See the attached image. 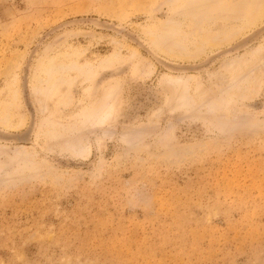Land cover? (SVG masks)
I'll list each match as a JSON object with an SVG mask.
<instances>
[{
    "label": "rangeland",
    "instance_id": "374dc122",
    "mask_svg": "<svg viewBox=\"0 0 264 264\" xmlns=\"http://www.w3.org/2000/svg\"><path fill=\"white\" fill-rule=\"evenodd\" d=\"M0 264H264V0H0Z\"/></svg>",
    "mask_w": 264,
    "mask_h": 264
},
{
    "label": "bare ground",
    "instance_id": "6f19581e",
    "mask_svg": "<svg viewBox=\"0 0 264 264\" xmlns=\"http://www.w3.org/2000/svg\"><path fill=\"white\" fill-rule=\"evenodd\" d=\"M48 67H49L48 69H50V67H51L50 64H48ZM45 69H46V68H45ZM46 70H47V69H46ZM51 70H52V69H51Z\"/></svg>",
    "mask_w": 264,
    "mask_h": 264
}]
</instances>
